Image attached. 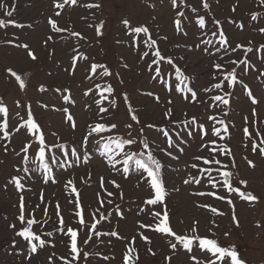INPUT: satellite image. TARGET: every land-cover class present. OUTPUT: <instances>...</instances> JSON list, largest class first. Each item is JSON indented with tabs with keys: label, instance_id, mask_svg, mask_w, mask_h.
Wrapping results in <instances>:
<instances>
[{
	"label": "rangeland",
	"instance_id": "1",
	"mask_svg": "<svg viewBox=\"0 0 264 264\" xmlns=\"http://www.w3.org/2000/svg\"><path fill=\"white\" fill-rule=\"evenodd\" d=\"M0 2L11 7L14 0H0ZM82 2H94V0H82ZM100 2L103 7L99 10L66 6V10L62 12L60 17L53 15L51 0H15V12L11 18L4 16L3 11L0 10V19L5 21L12 19L25 25H32L31 28L26 27L24 29H15L11 26L6 29H0V97L3 98L11 113L17 111L15 108L16 100H20L23 105L31 103L35 118L41 125L48 143L54 142V137L51 136V133L56 132L62 138V142H68L70 147H79L87 124L97 119V117L95 116L96 106L92 103L93 95L90 94L87 97L83 95L89 87L93 86V81L85 78L86 62H78V70L74 77H69L63 71L69 64L72 46L78 45L80 51L88 55L92 62L106 64L113 73L111 77L94 78L96 83H110L115 90L113 97H110V99H116L117 107L114 110L110 109L109 114H105L106 123H115L123 130V125L131 122L122 98L124 93L128 95L142 122L139 126L133 125V135H136L138 128L146 122L170 126L168 121L162 120V113L167 106V99L170 95L174 101L173 105H171L175 113L174 120L179 121L195 116L198 122L204 123L205 128L210 131L212 122L208 121V115L215 114L218 118L224 119L229 125L230 138L218 140L217 143L220 146L231 148L235 157L236 167L231 170L237 175L233 178V185L241 187L243 191H252L260 198V202L252 205L240 200L235 194L232 195L236 206V215L240 223V226L236 227L231 219V208L226 202L208 196L196 197L190 195L192 191L212 190L206 186V181H202L200 186H185L182 183L189 173L198 175L197 170L190 167L192 163L200 164L199 161L194 160V157L209 156L207 150H200L202 141L198 137H194L188 144L184 145L185 151L183 154L173 151V155L179 157L176 160L155 149V145L150 143V147L153 148L157 158L165 165L162 171L169 192L166 202L170 212V224L175 232L185 234L188 233L194 221H199L200 236H210V231L214 232L215 236H211V238L217 239L223 246L234 245L240 253V257L247 264H264V158L259 155H253L250 149L243 147L245 142L250 145L251 141H244L242 134V129L245 127L243 119L245 116L249 117L248 127L250 131L253 129L251 123L253 120L251 109L253 107L256 108L258 113L257 120L259 123L257 126L261 131H264V85H260V82L255 79L257 75L255 68L264 71V62L259 59L261 55H264V52H259L255 55L249 54L251 63L255 65V68L246 70L247 74H241L240 77L253 89L254 95L259 99L260 103L255 106L251 105L241 87L237 85L235 89H226L233 91V96L230 100V106L226 109L229 114L223 116L217 109L207 107V104L210 103L209 97L214 93H205L203 89L214 83L212 79L214 72L212 66L214 63L226 64L231 59L243 58V53L242 51H237L236 53L225 55L223 50H221L216 55L209 56L202 50L206 47L205 45L201 44L200 48L196 47L201 39L212 40L214 43L210 50L215 52V48L218 47L215 44L218 36L211 35L212 31L215 30V25L212 24L214 17L222 22L223 29L232 47H235L237 43L248 46V41L251 40V46L254 49L258 48L260 44H264V34L257 31L259 27H264V8L260 7L257 0H208L210 11H206L202 8L201 0H186L190 7H181L180 10L185 11L186 15L180 18L175 16V11L171 8L169 0H100ZM148 3L155 4V8H149ZM192 7L197 8V13L191 11ZM233 7H236L235 12H232ZM252 12L261 13V18L257 21H252L250 19V13ZM197 15L205 17L207 24L206 29L203 30L206 33L205 35H201V30L194 26ZM49 16L57 20L58 26L81 33L85 40L70 37L68 32L62 34L51 33L50 26L47 24ZM124 18L129 19L133 25L143 24L149 27L152 37L157 40L162 54L173 58L174 63L189 78L186 81L188 86L197 91L199 100L205 101V103H185L180 98L181 93L174 92L169 94L167 91L161 90L162 86L160 84L149 81L150 73L146 71V64L149 62L148 58L144 61H139L137 53L128 48L126 43H123L129 39L124 34L121 23ZM174 18L182 20V24L188 33L187 36H184L183 33L178 34L175 32ZM229 20L235 23H229ZM101 21H105L104 34L101 37H97L94 28L88 25H98ZM239 24L244 25L243 30L237 27ZM48 35H53L54 41L49 42L47 47H45L44 40ZM60 36L66 39H60ZM14 37H19V39L14 40ZM164 37H167V40L163 39ZM10 40H14V43H28L39 59L36 62H32L27 58L25 49L16 48L12 44L6 43V41ZM118 40L122 43L118 44ZM141 50L145 49L142 48ZM49 52L53 53L51 57H49ZM219 56H224V59H218ZM125 63L128 65L127 68L123 66ZM226 66L229 71L235 67L230 63ZM161 67L162 70H168L169 75L166 78L170 85H178L183 88V85L175 80L174 70L171 66L162 64ZM8 68H12L22 76L27 74V87L24 92L20 91L15 79L8 76L6 72ZM117 72L120 73L119 78L115 75ZM237 72L239 73L240 70L237 69ZM121 79L123 84L120 83ZM40 84L71 89L75 105L70 108V111L78 124L76 132H72L67 124L63 123L61 112L52 110V105L59 107L61 104V101L57 99V94L52 91L47 94L39 93L37 89ZM148 90H153L160 95L161 101L159 104H156L153 99L142 95V92ZM216 94L222 93L217 92ZM96 98L99 97L96 96ZM37 101L48 103L49 109H41ZM105 106H107V102H105ZM20 111L25 115L26 119L24 110ZM184 113H187V117H185ZM16 123L17 120L13 117L10 121V127ZM216 127L222 128L218 124ZM145 135L151 141L156 134L151 130L145 129ZM26 139L28 137L25 129H21L20 133L14 134L7 154L3 150V142H0V264H47V258L52 252H56L58 255L65 253L61 239L66 238H61L59 234L55 233V229L58 226L55 216V204L57 202L60 204L66 224L77 227L71 215L73 205L68 203L69 196L64 187L68 179H74L76 187L80 191V200L86 213L98 206L96 193L100 191L99 177L101 175L104 176L105 182L115 179L121 185L119 189H116L107 183L105 184L107 190L115 194L111 199L114 200V204L120 205L125 219L119 220L116 217L114 205L107 206L108 211H113V218L111 223L105 222L101 230H111L118 223L120 234L130 238L139 231L138 222L145 224L153 222L147 212H140V208L147 209L149 207L143 203L150 195L146 183H141L138 174L134 171H130L127 178H124L119 173H112L102 162L103 158L99 155V146L94 141L89 143L85 149L92 157L88 165L81 163L79 167H73L67 171L57 165H51L52 175L55 176L57 183H51L50 181L48 184H44L42 170L37 169L36 165H28L34 171L23 179L22 183L25 184L27 189L31 190H26L23 193L18 192L7 181L14 175H24L22 172L17 174L15 171L17 167H21V158L15 155L13 149L19 151ZM208 139L217 138L205 137V140ZM156 143L164 147L163 137H160ZM134 147L142 150L139 144ZM36 148L37 145L33 142L30 156L36 151ZM125 150L127 151L128 149L126 148ZM57 154L59 155V152ZM245 155L248 156V159L254 161L255 168H250L247 165L242 158ZM217 158L224 163L230 162L229 158L218 154ZM71 159L69 157V160ZM201 166L205 167L202 164ZM117 167L121 168L122 165L118 164ZM89 172L92 173L90 186L80 180L82 176L87 177ZM213 175L216 176L217 174L213 173ZM241 179L248 181L246 189L238 184ZM176 189H179V191H176ZM121 192L124 194L123 199L119 198ZM21 194L25 198L26 217L29 212H34L35 218L41 220L43 209L48 207L50 220L43 231H53L54 235L51 237L42 236V238L47 241H53L56 244L55 248L46 247L43 250H38V254L32 256L31 260L25 259V254L27 253L26 242L15 236V231L22 227L16 219L19 214L18 205ZM41 194H43L44 203L41 202ZM218 194L227 195L223 189ZM104 198L108 199L107 197ZM197 203L210 204L227 214L214 216L206 209L196 207ZM86 218L90 219V217ZM212 220L216 221L218 227H214L211 224ZM257 223H260L261 227L257 228ZM12 224L16 225L15 229L10 227ZM33 231L41 234V226L35 225ZM225 232L229 233L227 237L224 236ZM144 234L151 237L152 243L147 245L137 237L136 245L140 253L139 264H165L164 256L169 254L166 239L151 231H145ZM84 239L85 234L81 232L79 236L81 244ZM103 239L107 240L108 238ZM148 247H151L157 255L148 254L146 251ZM124 248V241L112 238L110 245L104 244L98 249L90 246L85 248V250H98L102 254L115 257L110 261H100L99 264H121ZM27 254L31 255V253ZM97 259L93 258V264H96ZM57 264H59L58 261ZM172 264H190V262L187 255L181 251L174 256Z\"/></svg>",
	"mask_w": 264,
	"mask_h": 264
},
{
	"label": "snow or ice",
	"instance_id": "2",
	"mask_svg": "<svg viewBox=\"0 0 264 264\" xmlns=\"http://www.w3.org/2000/svg\"><path fill=\"white\" fill-rule=\"evenodd\" d=\"M169 3L171 8L175 11V16L180 18H183L186 15L185 11L180 10L181 7H190L186 3V0H169ZM257 3L261 8H264V0H257ZM201 4L204 10L210 11L208 0H201ZM66 6L82 7L87 10H99L103 7L100 0H94V2H82V0H51V8L55 17H60L62 12L66 10ZM148 7L155 8V4L148 3ZM0 10L3 11L4 16L9 18L13 17L15 12V0L11 7L0 2ZM191 11L197 13V8L192 7ZM235 11L236 7H233L232 12ZM259 18H261V13H250V19L252 21H257ZM228 22L235 23L231 20ZM121 23L123 25L124 34L129 37L128 41L123 43H126L128 48L137 53L139 61H144L146 58L149 60L146 64V71L150 73V82L154 81L160 84L162 86L161 90L167 91L169 94L174 92L181 93L182 95L180 98L185 103H205V101L199 100L197 91L188 86L186 81L189 78L185 76L181 68L174 63L173 58L162 54L158 42L152 37V33L148 26L143 24L133 25L127 18H124ZM47 24L50 26L51 33L62 34L68 32L70 37H76L78 40H85V37L81 33L58 26L57 20L53 19L52 16H49ZM104 24L105 21H101L98 25L89 24L88 26L94 28L97 37H101L104 34ZM173 24L176 33H183L184 36H187L188 33L185 30L181 19L174 18ZM212 24L215 25V30L212 31L211 35L218 36V40L215 41V44L218 45V47L215 48V52L210 50L214 43L212 40L201 39L200 43L196 45L197 48H200L201 44L205 45L206 47L202 50L209 56H214L216 53L221 52V50H223L225 55L236 53L237 51H242L243 53V58L231 59L230 61H227L226 64L214 63L212 66L214 69L212 74L214 83L203 89L205 93H214L209 97L210 103L207 104V107L215 108L220 111L223 116H227L229 113L226 109L230 106L233 91L226 89H235V87L239 85L251 105L255 106L260 103L259 99L254 95L253 89L250 88L240 77L241 74H247L246 70L255 68V65L251 63V56L249 54L255 55L256 53L264 52V44H260L258 48L254 49L251 46L252 41L250 40L248 41V46L237 43L235 47H232L231 42L223 29L222 22L213 17ZM9 26L15 29L32 27L31 24L25 25L12 19L7 21L0 19V29H6ZM194 26L201 30V35L206 34L203 31L207 27L205 17L197 15V18L194 21ZM237 27L243 30L244 25L239 24ZM257 31L264 34V27H259ZM18 39L19 37H14V40ZM60 39L66 38L60 36ZM163 39L167 40V37H164ZM14 40L6 41V43L12 44V46L16 48L25 49L27 58L32 62H36L39 59L28 43H14ZM53 41V35H48L44 40V46L47 47L48 43ZM117 43L119 44L122 42L118 40ZM142 48L145 50H141ZM52 55L53 53L49 52V57ZM218 59L223 60L224 56H219ZM259 59L264 62V55H261ZM81 61L86 62L85 78L89 81H93V86L89 87L83 95L85 97L90 94L93 95L92 103L96 106L95 116L97 119L87 124L86 130L79 143V147H70L68 142H62V138L56 132L51 133V136L54 137V142L48 143L41 125L35 118L31 103L23 105L20 100H16L15 108L17 111L11 113L3 98L0 97V142H3L2 146L4 152L7 154L13 135L20 133L21 129L26 130V135L28 137L19 151L13 149L15 155L21 158V167H17L15 171L17 174L22 172L24 175H14L7 181V183L13 185L20 193H23L26 190L30 191L31 189H27L25 184L22 183V180L34 171L33 168L28 166L30 164L36 165L37 169L42 170V180L44 184H48L50 181L51 183H57L55 176L52 175L51 165H57L64 171L73 167H79L81 163L88 165L92 157L85 149L89 143L94 141L95 144L99 146V155L103 158L102 162L112 173H119L123 175L124 178H127L130 171H134L138 174L139 181L141 183H146L150 195L143 203L149 207L147 209L143 207L140 208V212H147L153 222L151 224L138 222L137 227L139 231L130 238L124 237L120 234L118 223L116 227L111 230H101L104 223H111L113 218V211H108L107 206L114 205L116 217H118L119 220L125 219V215L121 211L120 205L114 204V200L111 199L115 194L108 191L105 186L107 183L112 187L119 189L121 185L117 183L115 179H110L105 182L104 176L101 175L99 177L100 191L96 193L98 206L86 213L80 200V191L76 187L74 179H68L65 182L64 187L69 196L68 203L73 205L71 215L74 222L77 224V227H72L69 224H66L64 216L62 215L61 206L57 202L55 204V216L57 218L58 226L55 229V233L59 234L61 238H66L61 239V243L65 248V253L58 255L56 252H52L47 258V264H57V261L59 264H93V258H98L96 264H99L100 261H110L115 257L102 254L98 250H85V248L94 246L98 249L101 245H110L112 238L122 240L125 243L121 264H139L140 253L138 246L136 245L137 237L147 245H151L152 243L151 237L144 234L145 231L154 232L166 239L169 254L164 256L165 264H172L174 256L181 251L187 255L190 264H247V262L240 257V253L234 245L223 246L217 239L211 238V236H215L214 232L210 231V236H200L198 229L199 221L193 222L188 233L178 234L173 230L170 224V212L166 202L169 192L162 171L165 165L157 158L153 148L150 147L151 143L152 145H155V149L170 156L173 160H176L179 157L173 155V151L183 154L185 151L184 145L188 144L194 137H198L202 141L200 150H207L209 156H195L194 160L199 161L200 164L192 163L190 167L197 170L198 175H192L189 173L187 178L183 179L182 183L185 186H200L202 181H206V186L210 187L212 190L192 191L190 195L196 197L208 196L226 202L231 208V219L233 224L236 227H239L240 223L236 215V206L233 202L232 195L235 194L240 200L252 205L258 204L260 198L252 191H243L241 187L233 185V178L237 175V173H234L231 170L236 167L235 157L231 148L220 146L217 143L218 140L230 138L229 125L225 120L218 118L215 114L208 115V121L212 122L210 131L205 128L204 123H199L195 116L179 121L174 120L173 117L175 113L171 107L174 101L170 95L167 99V106L162 113V120L168 121L170 126L146 122L143 126L138 128L136 135H133V125L135 124L139 126L142 122L126 93L123 94L122 98L131 122L125 123L123 125V130H121V128L115 123L108 124L105 122V114H109L110 109L114 110L117 107L116 99H110V97H113L115 90L110 83H96L94 78L99 77L103 79L113 75L112 71L106 64L92 62L88 55L80 51L78 45H74L71 49L69 64L63 69V71L67 73L69 77H74L78 70V62ZM228 63L235 66L230 71L226 66ZM162 64L171 66L174 70L175 80L179 81V83L183 85V88L178 85H170L166 78L167 75H169V72L167 69L162 70ZM123 66L125 68L128 67L126 63ZM237 69L240 70L239 73L237 72ZM255 71L257 72L255 79L260 82V85H264V71H261L259 68H255ZM6 72L8 76L15 79L20 91L24 92L27 87V74L22 76L12 68L6 69ZM49 75H51V73H49ZM115 75L117 78L120 77L119 72ZM120 83L123 84L122 79L120 80ZM37 91L41 94H47L49 91L57 94V99L61 101V104L59 107L52 105V110L61 112L63 123L67 124L72 132H76L78 124L73 113L70 111V108L75 105L71 89L68 87H52L40 84ZM217 92L222 94H216ZM142 95L153 99L156 104H159L161 101L160 95L153 90L144 91L142 92ZM96 96L99 98H96ZM105 102H107V106H105ZM37 104L41 109H49V104L46 102L37 101ZM89 107H91V105H89ZM20 110H24L26 113V119L25 115H23ZM184 115L187 117V113H184ZM251 116L253 118L251 122L253 129L251 131L248 127L249 117L245 116L243 118L245 124V127L242 129L243 139L244 141H251L250 145L245 142L243 147L245 149H250V152L253 155H259L261 158H264V131H261L257 126L259 122L257 120L258 113L255 107L251 109ZM13 117L17 120V123L10 127V121ZM217 124L221 125L222 128L216 127ZM145 129L151 130L156 134L151 141L145 135ZM160 137H163L164 147H161L160 144L156 143ZM205 137H216L217 139L205 140ZM33 142L36 143L37 148L30 156ZM137 144L142 147V150H138L134 147ZM126 148L128 149L127 151L125 150ZM58 152L59 155L57 154ZM217 154L229 158L230 162L224 163L221 159L217 158ZM69 157L72 159L69 160ZM242 158L250 168L256 167L254 161L248 159L247 155ZM37 161L39 162L38 164ZM118 164L122 165V167L118 168ZM201 164L205 167H202ZM213 173H216L217 175L214 176ZM80 180L82 183L90 186L92 173L89 172L87 177L82 176ZM238 184L246 189L248 181L241 179L238 181ZM221 189H223L227 195H219L218 192ZM176 191H179V189H176ZM104 197H107L108 199H105ZM123 197L124 194L121 192L119 198L123 199ZM19 201V214L16 219L22 227L15 231V236L26 242L25 247L27 253H31V255L26 253L25 259L31 260L32 256L38 254V250H43L46 247H56L55 242L47 241L42 238V236L51 237L54 235V232L43 231L44 227L50 220L48 207L43 209L42 219L37 220L34 212H29L26 217L25 198L22 194L20 195ZM41 202L44 203L43 194H41ZM37 207H39V205H37ZM196 207L206 209L214 216H224L227 214L210 204L197 203ZM86 217H90V219H87ZM181 223H183V221H181ZM211 224L214 227H218L215 220H212ZM35 225L41 226V234H37L33 231ZM10 227L15 229L16 225L12 224ZM256 227H261V224L257 223ZM81 232L85 234V239L82 244L79 240ZM228 235V232L224 233L225 237ZM103 238L108 239L105 240ZM13 246L15 247V245ZM146 251L152 256L157 255L151 247H148Z\"/></svg>",
	"mask_w": 264,
	"mask_h": 264
}]
</instances>
